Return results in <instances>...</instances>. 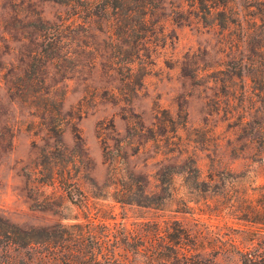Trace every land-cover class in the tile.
Wrapping results in <instances>:
<instances>
[{
	"label": "rangeland",
	"instance_id": "rangeland-1",
	"mask_svg": "<svg viewBox=\"0 0 264 264\" xmlns=\"http://www.w3.org/2000/svg\"><path fill=\"white\" fill-rule=\"evenodd\" d=\"M89 2L0 0V217L79 236L80 264L263 255L264 0L223 28L161 0L127 34ZM39 250L18 264L62 261Z\"/></svg>",
	"mask_w": 264,
	"mask_h": 264
},
{
	"label": "trees",
	"instance_id": "trees-1",
	"mask_svg": "<svg viewBox=\"0 0 264 264\" xmlns=\"http://www.w3.org/2000/svg\"><path fill=\"white\" fill-rule=\"evenodd\" d=\"M97 5L92 2L86 4V9H96L91 15L107 19L113 30L117 33L127 34L134 26H145L148 24V18L160 9L159 2L161 0H95ZM194 8V15L203 23L215 22L220 27H226L230 23L236 22L239 26L240 21L233 17V12L229 7L232 0H186ZM136 18V23L132 21ZM244 34V33H242ZM193 163V161H192ZM194 172L196 168H192ZM170 178L175 175L176 171H168ZM117 174V173H115ZM70 198V196H69ZM62 226V225H61ZM64 228V226H62ZM175 229V228H174ZM174 233V232H173ZM167 236V230H164ZM65 231L60 236H52L48 228H20L15 224L0 217V264H18L22 250H30L37 253L38 249L41 257L45 254H52L58 259L61 257L60 264H80L82 254V239L79 236H65ZM175 240L186 236L185 233L176 230ZM87 239V238H86ZM171 257L188 256L186 251L182 252V248L174 242ZM99 247H94V253L99 251ZM75 259V261H74ZM54 264H59L54 262ZM188 264H199L193 261ZM241 264H264V254L251 257L249 253H243Z\"/></svg>",
	"mask_w": 264,
	"mask_h": 264
}]
</instances>
